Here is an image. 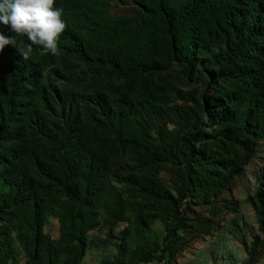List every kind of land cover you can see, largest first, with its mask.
<instances>
[{"label": "rangeland", "instance_id": "rangeland-1", "mask_svg": "<svg viewBox=\"0 0 264 264\" xmlns=\"http://www.w3.org/2000/svg\"><path fill=\"white\" fill-rule=\"evenodd\" d=\"M63 2L79 11L86 4L95 10L90 23L79 14L70 19L62 14V19L68 29H77L91 58H103L106 45L112 46L116 68L80 60L67 40L55 56L32 51L25 58L20 53L26 47L7 45L41 75L21 90L0 137L5 160L0 164L5 179L0 201L10 184L18 187L21 202L12 220L4 212L0 216V264H48V252L52 264H264V133L242 135L234 144L215 133L218 129L201 132L198 127L202 119L208 122L204 107L217 92H240L238 110H249L264 88V77L241 85L226 65H213L226 43L214 32L209 49L202 51L199 44L192 69L185 70L165 39L143 32L138 0H55L54 6ZM120 18L130 25L112 41L96 28L95 22ZM0 33L14 36L9 26L0 25ZM227 36L234 38L229 31ZM141 61L156 67L121 75ZM4 90L0 78V97ZM263 114L264 109L254 117L250 132H258ZM116 131L124 137L128 131L139 139L149 137L157 158L147 159L132 145H123ZM190 132L207 136L204 158L217 168L212 189L181 201L180 154ZM59 149L69 154V180ZM194 150L199 152V146ZM208 173L206 168L204 175ZM222 184L216 196L214 190ZM38 214L39 253L30 263L36 244L32 219ZM81 215L88 217L86 223L77 220L84 232L79 235L82 252L69 237L73 220Z\"/></svg>", "mask_w": 264, "mask_h": 264}, {"label": "trees", "instance_id": "trees-1", "mask_svg": "<svg viewBox=\"0 0 264 264\" xmlns=\"http://www.w3.org/2000/svg\"><path fill=\"white\" fill-rule=\"evenodd\" d=\"M138 2L143 10V32L146 35L156 32L160 38L165 39L166 43L170 44L168 49L173 59L185 70L190 71L192 69L199 44L203 45L202 51L209 49L211 45L208 38L214 32L224 36L226 43L224 49L215 56V60L212 62L213 65H226L230 75L241 85L255 82L264 77V55L262 54V45H264V0H138ZM59 8L67 19L79 14L83 17L82 20L90 23L93 18H96L95 10L87 4L83 5L81 11L76 6L68 8L64 2ZM95 23L99 33L104 34L112 41L121 28L130 25V20L127 18L108 19ZM228 31L234 34V38L231 40L227 36ZM76 34L77 29L71 30L66 26L59 36V48L63 46V41L67 40L73 46V53L80 60L93 61L100 65H109L116 68L117 53L112 46L106 45L103 58H100V56L91 58ZM13 38L19 46L27 48L30 43L25 36L15 33ZM32 49L34 53L39 55H48L41 54L38 46L33 45ZM155 65L156 63L152 61H141L135 68L125 70L121 75L127 77L134 73H144L145 70L156 67ZM40 75L41 72L37 69V66L20 61L11 53L7 45L0 51V78L5 85V90L0 97V137L6 132L7 122L13 116L16 101L22 95L21 90L26 84L35 85ZM215 95L210 99L209 106L206 104L204 107L208 122L205 119L201 120L198 126L202 129L201 132L205 128L218 129L215 133L234 144H237L241 136L245 134L254 137L263 135L264 114L259 120L258 132L249 131L250 123L254 117H257L258 113L264 109L263 87L258 89L257 96L251 101V108L243 114L238 110L243 100V95L240 92L232 91L227 96H222L220 92H217ZM218 125L219 127L216 128ZM116 133L118 140L123 145H132L134 149L142 152L147 159L157 158V148L152 144L149 137L139 139L129 131L126 137L119 131H116ZM206 137V135L200 136L190 132L188 137L185 138L186 150L180 154L182 168L178 173L180 184L177 188L181 201H185L193 195H205L208 189H212L210 186L213 177L212 171L217 168V163L204 158V154L207 153L204 146ZM195 146H199V152L194 150ZM67 154L64 149L58 150L59 163L69 173V180L72 178L73 173L71 172V164L67 160L69 154ZM2 161L5 162L0 156V164H3ZM206 168L209 169V173L204 175ZM1 180H5L4 177L1 176ZM9 186L11 187L8 193L0 201V216L4 212L12 220L21 202L18 198V187L10 184ZM222 188L223 184L221 187L215 188L214 193L216 196L221 193ZM259 197H262V195L259 194ZM261 203L264 206V200H261ZM186 205H191V203L187 201ZM83 207L88 208L86 203L83 204ZM40 216L41 214H38L32 219L36 244L31 252L30 263L36 261L39 253L38 234L40 225L38 221ZM87 218L83 215L76 217L73 220V231L69 235L70 239L77 241L80 252L84 249L83 239L79 236L84 234L80 224L81 222L86 223ZM78 219L80 224L77 221ZM177 221L180 222V220ZM170 233L172 236L177 235L174 228H171ZM47 256L49 257L48 264H52L51 253L48 252ZM160 259L162 260V258Z\"/></svg>", "mask_w": 264, "mask_h": 264}, {"label": "clouds", "instance_id": "clouds-1", "mask_svg": "<svg viewBox=\"0 0 264 264\" xmlns=\"http://www.w3.org/2000/svg\"><path fill=\"white\" fill-rule=\"evenodd\" d=\"M55 0H0V25L25 36L30 42L26 51L20 53L25 58L38 46L41 54L57 55L60 51L58 40L66 25L62 10L55 7ZM6 45L17 48L13 37L0 33V51Z\"/></svg>", "mask_w": 264, "mask_h": 264}]
</instances>
